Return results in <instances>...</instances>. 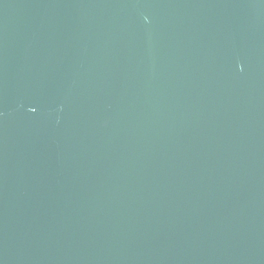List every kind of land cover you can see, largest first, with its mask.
<instances>
[{
	"label": "water",
	"instance_id": "1",
	"mask_svg": "<svg viewBox=\"0 0 264 264\" xmlns=\"http://www.w3.org/2000/svg\"><path fill=\"white\" fill-rule=\"evenodd\" d=\"M0 264H264V0H0Z\"/></svg>",
	"mask_w": 264,
	"mask_h": 264
}]
</instances>
